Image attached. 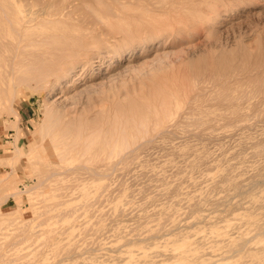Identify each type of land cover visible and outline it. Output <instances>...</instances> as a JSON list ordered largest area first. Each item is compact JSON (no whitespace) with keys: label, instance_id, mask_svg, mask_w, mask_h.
Wrapping results in <instances>:
<instances>
[{"label":"rangeland","instance_id":"rangeland-1","mask_svg":"<svg viewBox=\"0 0 264 264\" xmlns=\"http://www.w3.org/2000/svg\"><path fill=\"white\" fill-rule=\"evenodd\" d=\"M129 1L138 3H134V11L129 9ZM204 1L201 5L210 12L206 16L212 18L207 22L158 13L161 20L156 13L151 15L160 20L155 22L148 15L151 11H140L139 0H120L124 7L103 0L114 10L107 14L95 0H82L90 3L88 7L92 4L90 8L107 22L116 23L119 17L117 24L123 27L109 23L111 29L119 27L113 30L115 34L110 28L106 35L101 34L104 38H133V44L123 42L130 49L120 58L108 59L99 53L100 65L94 67L83 58L74 71L77 79H66L72 86H65L62 80L49 100L44 91L31 92L27 83L16 84L17 96L12 102L16 113L6 105L0 108V264H212L211 260L223 255V264H264V92L254 91L256 71H248L253 65L264 70V0ZM125 4L133 13L122 11ZM68 21L59 23L61 28L56 24L54 30L50 26V30L65 37L71 32H75L73 36L82 33L85 22L82 27L75 26L76 30L77 21ZM88 23L92 22L86 27L96 34L103 30L92 29ZM62 40L65 43L57 42L58 48L66 45V38ZM44 46L39 47L48 54L53 51V45ZM224 60L234 67L231 74L237 73L225 78L233 85L231 93L243 92L233 100L238 106L226 101L231 107L217 104L213 96L222 82L207 74L194 75L198 70L209 73L210 65ZM85 85L88 90L80 97L78 94L71 105L77 117L82 110H87L89 117H99L97 109H107L113 119L116 104L124 107V101L140 100L143 93L146 98L142 99L153 104L152 95L162 87L163 93L172 95L174 103L167 97L171 117L166 125L156 127L151 113L149 136L142 135L136 144L109 155L110 169L105 161L99 165L107 175L89 178L90 174L80 169V160L68 156L59 162L68 168L64 171L68 176L62 174V189L41 186L19 193L26 185L35 184L42 162L50 163L47 150L39 146L43 139L34 133L42 124L48 101L72 96ZM148 91L152 95L147 96ZM161 95L155 110L165 103L166 97ZM160 97L164 99L160 101ZM152 104L149 110L155 106ZM196 117L205 122L198 118L196 123ZM36 139L42 158L38 164L37 152L30 146ZM13 145L21 147L20 154H12ZM75 168L86 175L82 171L78 175ZM73 170L80 185L73 179ZM5 193L12 194L4 199Z\"/></svg>","mask_w":264,"mask_h":264},{"label":"bare ground","instance_id":"bare-ground-1","mask_svg":"<svg viewBox=\"0 0 264 264\" xmlns=\"http://www.w3.org/2000/svg\"><path fill=\"white\" fill-rule=\"evenodd\" d=\"M95 1L97 2V4L98 3L100 4L99 6L101 7L100 10H102V12H105L107 14V12L109 11L111 12V10H113L111 6L110 8L108 5H106L109 2L108 3L106 2L105 4L103 3V0H95ZM113 1L118 2L120 4L123 3V2H120V0H113ZM139 1H140V8L139 7L138 8L140 9V11L142 10L146 14L151 11L152 14L149 13L148 14L149 16L153 14L155 15V13H156V16H157V13L161 15L180 14L179 15L180 17L178 16V18H181L182 17L181 15H184L185 17L187 16V18L188 17L190 19L195 18V20L198 19L204 22H207L212 19L211 17L208 18L206 16L207 13H210L207 10L208 8L201 5L203 2H205L204 0H139ZM131 2H133V0H131ZM134 3L130 4V1H129V4H128L130 6L129 9L132 11H134L132 9ZM89 4L88 5L85 3L83 4L82 0H0V108H2L3 105H6L8 106L11 112L16 113L12 106V102H13V99L17 96V93L15 91V87L17 83H27L28 84L27 88L30 89L31 92L36 91L38 93H41V91H44L45 99L49 100L48 97L49 95H51L50 93L54 91L53 89H55V86L59 82H62V80H65L63 81V84L65 86H72V84L69 83V81L66 79L70 77L73 78V80L77 79L78 75L74 73V71H75L76 66L81 62L83 58H85L84 60L89 64L90 67H94L95 65H100L97 63L98 58H99V53H104V55L108 57V59H111L114 56H116L117 58H120V57H123V54L126 50L130 49L128 48L129 47L128 44L123 43V42L125 40H128L130 44H133L131 42L133 38H121L120 36L122 35L120 36L108 35L105 38L104 36H102L101 33L103 32H105V35H106L107 33L106 29L109 30L110 28L109 23L111 22L109 21L107 22L108 19L105 20L104 16L96 12L93 8H90L92 4L90 5V7H88ZM135 4L137 5L138 3H135ZM121 5L124 7V4H121ZM136 5H134L135 8H136ZM117 6L119 5L117 4ZM125 7H127L126 4H125ZM129 9L127 7L126 10L123 9L122 11L124 12L129 11V13L130 12L133 13ZM212 10L215 11V9H212ZM140 11L135 10V13L139 12L141 15ZM115 15L116 16L114 17L116 18L117 14ZM138 16L139 15H137V17ZM157 17L153 18L151 16L153 20L156 19L155 22H159L161 19L158 17L160 19L159 20ZM118 18L119 17H117V21L119 20ZM151 18H149L150 21H151ZM73 19L75 20L73 21ZM129 19L127 18L128 22L130 21ZM139 19H143V21L145 20L143 16L142 17L140 16ZM157 19L159 21H157ZM68 20H71L70 22L73 21V23L75 21L79 22V23L75 22L76 25L73 24L74 27L78 26V24L81 25L83 22L85 23H83L82 25L83 26L85 25V26L82 27L81 25L82 33L79 32V35L77 36H73L75 32H71V35H69L68 37L61 35L62 39L63 37L66 38V45L65 46L62 45V48H58L59 46L61 47L60 45L61 43H65L64 41L65 39L62 40L61 36L55 34L51 30L55 29L54 26L56 24L57 25L59 23L67 24L66 22ZM109 20H111L110 17H109ZM185 20L190 21L189 19L188 20L185 19ZM88 21L92 23L91 24L88 23L89 25L87 26L91 25L92 29L102 28L103 30H101L99 33L97 32L98 34L92 32L93 30L88 29L89 27L88 28L86 27V23ZM117 21L116 23L115 22H112V23L117 24ZM92 24H98L99 26L95 27ZM119 24L120 22L117 25ZM70 25L73 26L72 23H70ZM50 26H52L51 30H50ZM58 26L56 27L58 28ZM85 27L87 29H83ZM120 27H123V25ZM59 28H61V26ZM76 28L77 27H75L74 29ZM113 28L114 29L110 28L111 29L110 31H113V30L115 31V29L119 27L115 28L114 26ZM63 31H64L63 33H66L65 29ZM119 34H121V32ZM56 37H60V38H57L59 41L56 39ZM60 39L62 41L61 43H60ZM57 42H59L60 44L59 43L57 44ZM101 42L104 43V45H102ZM141 42L142 44L145 43L144 40H142ZM44 45H47V46L53 45L51 49L53 51L49 52L50 54H48L45 48L43 49L42 47L41 49L39 47V46H44ZM57 45L59 46L57 47ZM103 46L106 47L107 50L102 49ZM103 50L105 51L103 52ZM258 62H259V58L254 59L253 61L254 64ZM256 66L257 65H253L251 66L252 69L248 70L249 72H251L254 69L256 71L255 77L252 79L254 91L264 92V70L260 71V69ZM208 68H209V71H208L209 73H205L201 70L195 71L194 72L195 77L199 75L207 74L212 79L216 80L217 82H222V86H220L218 89L220 91L217 92L213 97L216 100H218L219 103L217 104L224 102L225 105H227L228 103L231 105L233 104L235 105L237 102L234 103L235 101L233 102V100L235 99L238 100L239 96L241 97L243 92H239V94L236 93L235 95L231 93V90L234 88H232L233 85H230V83L228 82L227 77H229V74H231L230 70L233 69L234 67L232 68V65L229 62H227V60H224L218 64L210 65ZM105 72L106 71L103 70L102 73H105ZM236 74L237 73L231 74L230 76H236ZM107 75H108L107 77H110L111 74L107 73ZM86 86L87 85H85L83 89L81 90H77L76 93H74L72 96L69 95V97L62 96V98L59 97L61 99L55 98L52 100L51 99L52 96H51L50 98L51 100L48 101V105L46 107L45 116L42 121V124L38 128H36L34 131L36 135L40 134L41 138L43 139V143L41 142L39 146H42L43 149L47 150L50 163L46 165L42 162V164L39 167L40 169L38 170V167H37V170H36L38 172V177H37V180L35 179L36 180L35 184L26 185L24 188L18 190L19 193L26 192L32 188H40L41 186L42 187L45 186L44 188H46L47 186L48 190L62 189V187H64V181H62L64 177H62V174L68 176L66 173H64V171H67L68 168H66L65 165H61L59 162L64 160L65 158H68V156L72 157L74 155L77 159L80 160V161L78 160L79 163L81 162L80 169H83L84 171H86L85 173L90 174L89 178H91L94 175H104L106 173L105 167L104 169L99 168V165L101 164L104 165L105 163L107 164L109 160L106 161V158H108L109 155L111 154L114 155V153L118 154L120 150H122L124 147L127 148L128 146H131L130 144L132 143L136 144L137 140L138 139L140 140V137L142 135L146 137L149 134L146 132L148 128L147 127L148 122L150 120L149 118H151L149 115L152 116L151 113L155 114V117H153V120L151 122H154L155 124L153 123L154 125L153 124L152 125L156 127L164 125L166 122H168L169 118L171 117V112L168 109V106L169 108L170 106H172L170 105L171 100L168 101L167 97H169L168 96L169 94L167 95L166 92H164L165 94L163 93V90H162L163 87L160 88L161 91H159L160 92L159 94L156 92H158V90L160 89L155 90L153 88L155 90V95H158V97H156L157 99L153 97L155 95H152L151 92H153L154 94V91H152V89H151V92L149 91L146 92L147 96H149L148 94H151L152 98H154V100L156 99L157 103L152 99L153 104H155V106H153L151 101L149 100L144 101L142 99V97L146 98L145 94L143 93L144 96L142 95V97L141 95L136 96L138 99L141 97L140 100H137L134 98V100L132 99V101L130 100L129 101L126 100L128 102L124 101L125 102V103L123 102L124 104L127 103L125 105L126 107L125 106L123 107L122 105H120L121 103L118 105L116 104L115 106L116 110H114L116 111V113L111 112L114 115L116 114L115 116L113 115L114 116L113 119L109 117L110 116L109 114H107L108 112L107 109H97V110H100L98 112L99 117L96 114L93 117H89L87 110H82L80 113L81 117H77L76 115H74L75 109L71 105L77 102L78 94L80 97L83 91L85 92L88 90ZM164 88H167V90L170 89V91L172 89L168 86ZM160 94H162L161 95L162 97H166L167 100L166 98L164 99L160 97V101L164 99L165 103L164 101H162L163 104L162 103L160 104L163 106L161 108L162 110L160 109L161 106L159 107L160 110H157L158 108L155 110L154 108H156V104L159 105L158 98ZM174 94L176 95V91L174 92ZM170 97L169 99H172V97L171 98ZM68 98L69 100L73 98V100L71 102H67ZM147 98H150V97H147ZM225 101L228 103L226 104ZM172 103H174L173 99H172ZM151 104L153 107H151L152 110H149ZM222 104L223 103H221V105ZM229 104L227 106L231 107ZM225 105H223V107ZM236 105L238 106L239 103ZM227 106L225 107L227 108ZM119 107H121V109ZM223 107L222 109L225 108ZM192 108L194 109V107ZM238 109L240 108L237 107V110ZM230 112H233V111H230ZM216 114L218 113H215V115ZM238 115H234V116H238ZM209 116H207V118H210ZM198 118L197 117L194 118L196 120L195 121L196 123L198 121H202V122L204 121V119L203 120L200 119L201 117L199 119ZM147 139H150V138H147ZM37 140L38 139H36L35 142H30L31 149H35V152H37V149H36ZM14 141H16V137L14 138ZM40 141L42 140L40 139ZM13 147L14 148H13L12 154L14 156L21 153V147H19L18 145H13ZM36 156L38 159L36 163L38 164L41 162L42 158L39 156L38 152L36 153ZM9 164H12V162H10ZM110 164H112L111 161H110ZM75 165L77 167L78 163ZM108 165L109 164H107V167L110 169V165L109 166ZM78 168H75L74 170H77L78 175H80L82 170L81 171L79 170L80 171V174H79ZM70 172H67V173H70ZM73 173H74L73 176L75 174L77 175L76 171H74ZM224 174L225 175H222L221 173L220 175L219 173L218 175L225 176V177L228 175V174L226 175V173ZM76 175L74 176V178L72 175L70 176H72V178L75 180V177L78 176ZM95 177L96 176H94V178ZM48 180H49V183L47 184ZM76 180L78 179L76 178ZM78 182L79 180L77 181V183ZM70 183L69 182L68 184L66 183L68 186L66 184L65 185L70 188V185H71ZM235 184L236 183H234V185ZM75 185H76V182H74V186ZM78 185H80V182ZM238 187L237 189H241V186L240 188ZM11 194L5 193V194H2V196L4 197V199H6ZM24 228L25 227H23V229ZM244 240L246 239H243V241ZM221 257L223 258L226 256L223 255ZM222 258L221 259L217 258L218 259V260L216 259L217 261L214 259V260H211L210 262L212 264H223ZM173 264H182V263L181 261H178Z\"/></svg>","mask_w":264,"mask_h":264}]
</instances>
